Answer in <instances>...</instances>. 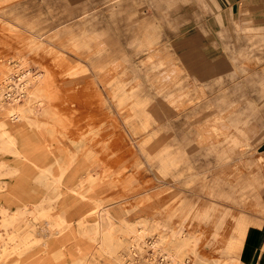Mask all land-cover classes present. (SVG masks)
I'll list each match as a JSON object with an SVG mask.
<instances>
[{"label":"rangeland","instance_id":"obj_1","mask_svg":"<svg viewBox=\"0 0 264 264\" xmlns=\"http://www.w3.org/2000/svg\"><path fill=\"white\" fill-rule=\"evenodd\" d=\"M212 3L0 0V264H244L264 32Z\"/></svg>","mask_w":264,"mask_h":264},{"label":"crops","instance_id":"obj_2","mask_svg":"<svg viewBox=\"0 0 264 264\" xmlns=\"http://www.w3.org/2000/svg\"><path fill=\"white\" fill-rule=\"evenodd\" d=\"M215 3L218 6L212 3L211 10L213 13L207 15L210 18L205 17L203 29L206 32L203 35L198 32L197 35L192 34V36H196L197 42L201 39L203 40V46L211 49V54L214 52L213 47L215 49L216 47H231L232 42L236 43L234 34L236 23L242 24L247 22L253 29L264 32V0H215ZM241 16L244 17L241 18ZM216 19L220 21L219 25ZM222 26L224 27L222 28ZM192 28L193 26L187 24L183 27L186 31ZM221 36H224V38H221ZM186 37L188 38V35ZM216 52L219 55L222 54V50L220 49L216 50ZM181 56L183 57L182 52ZM260 150L264 155V135L260 144ZM254 223L248 226L243 237L242 262L244 264L245 262H248V264H264V218Z\"/></svg>","mask_w":264,"mask_h":264},{"label":"bare ground","instance_id":"obj_3","mask_svg":"<svg viewBox=\"0 0 264 264\" xmlns=\"http://www.w3.org/2000/svg\"><path fill=\"white\" fill-rule=\"evenodd\" d=\"M5 135H7V134H5ZM3 136V135H2ZM12 144V143H11ZM93 179V178H92ZM7 212V211H6ZM3 215V214H2ZM9 216V215H8ZM21 216V215H20ZM14 218V217H13ZM21 218H22V216H21ZM5 219V218H4ZM3 219V220H4ZM10 220H12V219H10ZM14 220V219H13ZM4 222V221H3ZM12 221H10V223H11ZM15 222V221H14ZM13 223V222H12ZM5 224L6 223H4V226H5ZM28 224V223H27ZM1 225V224H0ZM7 225H8V223H7ZM1 227V226H0ZM8 227V226H7ZM11 227V226H10ZM25 229V228H24ZM5 231V230H4ZM6 231H8L7 229H6ZM127 231L129 232V233H131V234H135V232H134V230H132V229H127ZM7 233V232H6ZM97 233V232H96ZM99 233V232H98ZM142 233V232H141ZM103 234V233H102ZM139 234V233H138ZM46 236V235H45ZM14 237V236H13ZM120 237V236H119ZM139 237L140 238H142L143 236L142 235H139ZM9 239V238H8ZM12 239V238H11ZM15 239V238H14ZM110 240V239H109ZM2 241H3V239H2ZM6 241H7V239H6ZM28 241H29V239H28ZM118 241V240H117ZM137 241V240H136ZM132 242V241H131ZM27 243V242H26ZM15 244V243H14ZM31 245V244H30ZM27 246V245H26ZM14 247H15V245H14ZM25 247V246H24ZM23 247V248H24ZM7 249V248H6ZM9 249V248H8ZM12 249V248H11ZM22 249V248H21ZM119 249V248H118ZM15 251V250H14ZM18 251V250H17ZM115 251V250H114ZM12 252V251H11ZM16 252V251H15ZM14 253V252H13ZM12 253V254H13ZM6 254V253H5ZM2 259V258H1Z\"/></svg>","mask_w":264,"mask_h":264}]
</instances>
